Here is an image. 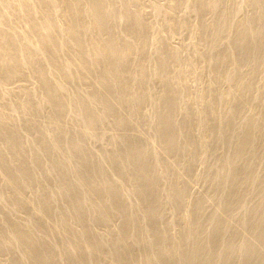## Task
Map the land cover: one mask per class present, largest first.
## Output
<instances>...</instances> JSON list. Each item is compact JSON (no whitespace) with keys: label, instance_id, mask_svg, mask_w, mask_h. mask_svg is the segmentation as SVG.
<instances>
[{"label":"bare ground","instance_id":"obj_1","mask_svg":"<svg viewBox=\"0 0 264 264\" xmlns=\"http://www.w3.org/2000/svg\"><path fill=\"white\" fill-rule=\"evenodd\" d=\"M45 1L46 3H43L44 0H24L22 3L23 12L26 11L24 12L25 15L29 10V15H26L29 18L26 20L29 21L30 25L27 26L31 27L32 32L30 33L33 35L31 34V37L22 39L21 44H19V39L22 37L20 31L13 32L12 28L11 33L4 32L6 30H4L3 26L8 23V19H3L0 24V95L4 93V98H6L5 95L7 93L2 91L3 85L11 83L17 76L22 75L23 68H26L25 72L27 68L30 69L32 67L39 70L36 69L37 73H35L39 79L37 81L41 83L38 88L42 86L41 89L43 91V99L41 98L40 102L38 99L36 100L39 102L38 104L34 100V98L38 97H34L38 93L36 89V93L34 92L35 90L32 92L31 90L22 92L25 100L18 106L20 108H17V103L16 106L15 103L11 106L10 102H8L10 98L7 99L8 101L5 100L9 103L10 110L8 112L10 111V113H7L5 110L6 108L8 109L4 105L5 103L0 106V179L3 181L7 179L4 183H1L0 180V191L14 189L17 190L15 191L17 193L21 189L20 187L23 185L27 186L26 184L29 183L30 179L39 175V173L51 171V169L63 163L74 161V158L83 156V154L90 150L86 147L87 138L89 137L88 140L91 137H94L96 140H105V137H107L106 133H108L106 132L107 128L112 125H116L117 128L115 127V129L118 131L111 134L112 139L109 138L110 135L107 137L111 141L116 138L124 139L129 135L141 132L145 129L144 127L134 126L135 120L140 116L139 108L141 103L144 105V99L146 97L149 98L150 95H152L151 97L158 96L154 95V93L149 94L153 90L148 85L149 82L147 83L144 80L146 79L144 73L148 69L147 66L138 65L136 70L130 68V65L125 61L124 55L121 56L116 48L112 54L103 50L105 47L100 44H96V48L93 51L89 50L85 37L86 29L77 26L74 30L65 32V29L60 28L52 17L54 0ZM118 1L121 2L120 7L116 6ZM130 2L128 0H93L89 5V10L92 15H95L96 23L98 24L97 32L105 33L109 31V26L115 22L118 24L122 23L124 26L130 25L129 17H132L131 6L133 5V2ZM34 6L37 7L34 8ZM49 13L50 18L48 17ZM257 21L256 27L252 30L249 29V25L254 21L247 24V30L244 32L245 39L243 41L246 44V48L241 51L239 45L237 52L241 51L239 57L243 63L254 64L257 70H263L264 64L261 61L263 60V50L259 44L264 37V15H260ZM137 23L138 21H136ZM117 25L115 24L114 26ZM124 26L122 28H125ZM131 29L134 31V23H132ZM222 31V29H219L217 35H220ZM147 36L148 31L142 33L135 31L129 38L118 37L113 32L112 41L118 45L125 41L129 48H131L138 40L143 41ZM34 38L38 40L36 41ZM15 40L19 41V46H16L17 44L12 42ZM33 40L36 41L34 43L35 48L40 52L44 51L47 46V49H52V51L49 50L50 53L39 54L40 56H49V61L52 65L54 64L52 70H58L57 72H59L58 74L61 77L57 75V78L59 76L60 79L62 78V81L58 79L59 82L56 80L54 83V81L50 80L51 77L49 75L55 76L56 72L53 74L52 71L43 67V69H40L37 66L40 57L31 58L32 55L30 53H33L35 49L33 48L34 45H31L34 42ZM11 42L16 47L13 44L12 46ZM68 47L72 52L66 49ZM36 49L35 51L38 52ZM64 49H66V52L69 50L72 57L69 52L68 54L66 52L63 53ZM102 50L106 52V55L100 59V62L109 63V65L104 73L94 75L97 74V68L95 67L99 65L96 63L99 62ZM35 51L34 54L39 56ZM59 53L66 54L67 57L70 55L69 59L71 60H66V57V61H63L65 63L62 64L63 62L59 61ZM28 55H31L30 58H28ZM35 55L33 56L35 57ZM228 55L229 52L227 51L226 56ZM225 59L226 57L224 56L222 59H214L213 61L223 62ZM9 60H12L13 63L11 64ZM157 64L158 67H165L164 60H158ZM29 69L28 71L31 70ZM75 69L78 73L83 69L81 71H84V76L82 74L80 77L77 71H75V74ZM147 71L146 74H148ZM153 73L152 75H154ZM74 74L79 77L74 76ZM119 75L120 77L116 78ZM149 75L151 76V73L146 76ZM82 76L87 79L94 76L93 79L91 78L92 83L87 82L91 83V86L96 87V90L92 87L93 94L86 98L83 93L80 95L76 94V98L73 97L75 95L73 93L75 91L73 90L70 99L73 97L76 100V103L74 102L75 100H71L76 104L74 105L68 101V96L71 93L67 94L70 91L67 92L62 83L65 80H73L75 77L78 80ZM85 78H82L83 81ZM164 79L167 80V77L165 76ZM143 83L146 86L142 87ZM138 87H140L142 92H138ZM250 88L251 86H249ZM75 90L78 91L77 89ZM78 92L80 93V91ZM65 93L67 94L66 97ZM2 95L0 99L3 98ZM39 95L41 94L39 93ZM170 98L171 94L162 90L156 99L155 97L152 100L149 98L147 100L149 103L147 101L145 103L150 104L152 101L151 104L153 106L150 105L154 108L156 107V109L160 105L165 106L167 114L162 117V126L163 124L166 125V123L169 124L176 118L173 113L174 103ZM67 102L76 106L72 109L76 114L75 116L71 114V116H74L75 119L72 118L77 121V125H74L76 121L72 120L74 123L70 124L71 121L67 120V114L70 118L69 114L73 113L69 112L72 111L69 110V105L71 104L68 103L67 106ZM95 105L101 106V109H98V106L96 108L98 110H96ZM124 108L130 109L132 113L130 110L128 111L130 112L129 114L120 112V110L124 111ZM47 109L51 110L52 113L51 117H48L50 119H46L48 125L51 120H60L53 121V124L57 123L53 127L52 125L48 127L44 126L47 123H44V116L50 112H44ZM66 111L68 112L67 114ZM41 112L46 113V115L41 116ZM229 112H231V116L234 115V112H238V115L230 118V120L246 118L241 115L240 111L235 109ZM40 113L41 115H39ZM13 116L16 119L22 116L23 120L19 121L15 119L13 121ZM39 116L44 119H42L44 127L38 120ZM11 118L12 121L10 122ZM24 118L30 121H32V118L35 121H39V123L32 122V125L35 127L29 125L28 120H25L27 121L26 123L23 122L26 124V129L29 132L37 134L38 139L24 136L23 132L19 129L17 121L22 122ZM80 119H84L87 124L85 123L84 128L80 130L81 133H78L79 128L77 129L76 126L82 122ZM108 120H111V125L109 123L106 124ZM246 120L249 119L247 118ZM68 121H70V125H73L72 127L68 124ZM101 123H105L108 126L101 127L104 130L103 132H99L101 128L99 129L98 126L102 125ZM81 124L83 125V123ZM242 124L244 125V123ZM242 124L240 125L242 126ZM65 128L71 130L65 132ZM124 128H128L130 133L128 134L127 132V135L120 134L119 131ZM239 130L229 131L225 129L223 132L226 133L227 137L222 134L220 135V141L225 144L223 146L230 149V152L226 151L225 160L212 170V184L215 181L217 182L214 186L217 189L218 195L217 197H208L200 202L199 209L204 208L207 204H212L213 210L198 230H186L183 237H177L176 240L170 243L168 242L169 232L167 225L155 227L154 234H151L144 227L146 220L154 218V221H157L164 213L166 205L163 206V185L160 183V180L165 181V179L161 176L158 179V172L156 171L155 164L152 162L154 145L159 144V146H163L165 144L166 146L175 141L178 138V131V133H173L170 136L163 135V133L160 137L156 135L157 137L155 138L157 139L151 143L132 144L133 146L131 145V147L127 145L126 149L109 156L107 154V157L105 156L104 159L99 161H96L95 158L96 156L99 157L100 153H97L98 155L96 156L95 153L93 155L95 156V162L92 161L93 156L91 155L92 163L90 162L89 165H85V167L79 168L68 175L66 173L64 175L63 173V177L61 176V178L56 177L58 180L54 182L55 186L51 185L52 187H50V183L45 185L44 181V185L41 186V182L39 185L41 188L38 187L39 189L31 192L35 197L31 195L24 197L21 195V192H18V194L21 193L19 195L21 198L19 199L18 194H15L11 190V193L13 192L14 195L18 196L14 200H9L14 202H9L10 204L13 203V205L11 204L13 209H9L8 207L7 210V206L3 204L4 202L0 201L3 205H0V252L5 251L12 255L9 264H56V262H63L64 264H100L106 257L104 255V250L106 249H108V256L111 258V264H264V210L262 211L263 215L259 218L254 216L246 218L241 213L244 209L240 208L249 200L247 189L250 183L254 182L255 175L252 168L254 165L253 159L247 165H240L239 163L251 153L255 138L246 134L244 130ZM52 134L53 138H50ZM47 137L53 140L49 144L45 143L46 139L49 140ZM120 146L118 148H115V146L114 148L119 150ZM172 148H176V144ZM115 149L114 151H116ZM45 154L47 157L49 155V157L47 158ZM180 154L181 151L177 150L175 155L178 156ZM86 156L83 159L87 161ZM80 158L82 159V157ZM79 161L78 159V164ZM74 162L71 163V167L72 164L74 167ZM84 163L86 162L84 161ZM84 163L82 161V165ZM174 166L175 163L169 164L170 168ZM62 168L64 169L63 166H60L59 170H62ZM56 169L58 170V168ZM65 171L67 170L65 169ZM58 174L56 175L58 176ZM113 174L118 176L112 178ZM41 175L39 176L40 179ZM49 176L48 178L51 181L55 177V175L53 178H51L53 175ZM122 179L127 180L129 187L119 190ZM33 181L36 182L35 180ZM38 182L35 183L36 186ZM30 183L32 184L33 182L30 181ZM28 187L30 189V186ZM256 188L260 194L263 193L264 181L262 180V184ZM132 189L135 190V194L132 195L133 198L129 197L131 192H133ZM172 193L174 199L173 201L171 200L169 206L177 209L186 193L180 192L177 188L171 189L170 195ZM3 198L0 200H3ZM247 205L245 206L247 207ZM28 207L32 208V211L28 212L30 216L27 215L24 220L19 221V212L23 209L27 211ZM112 216H117L121 222L120 234H98L95 231V225L107 223ZM149 234L155 236L156 239H146ZM194 234L196 237L192 240L190 237ZM196 238H200L199 241H195ZM106 245L109 247H105Z\"/></svg>","mask_w":264,"mask_h":264},{"label":"rangeland","instance_id":"obj_2","mask_svg":"<svg viewBox=\"0 0 264 264\" xmlns=\"http://www.w3.org/2000/svg\"><path fill=\"white\" fill-rule=\"evenodd\" d=\"M92 1L93 0H54L55 3L52 7V17L60 28L65 29V32L74 30L77 26L84 27L86 29L85 37L89 50L93 51L96 48V44H100L105 47L103 50H106L110 54H112L113 50L116 48L121 56L124 55L125 61L130 65V68L136 70V67L138 65L147 66L148 69L154 72L153 73L150 70L147 71L148 69H146L148 74L151 73V76L149 75L150 77L146 76L148 75L146 74V71L144 73V76L147 80L148 78L151 79H149L150 81L144 79L145 82H149L148 85H150L152 88L151 90H153V92H149V94L154 93V95L156 94L159 96V93L162 90L163 92L167 91L168 93H170V99L174 103L173 113L176 118L169 124L166 123V125L168 124L169 126H166L165 124H163L162 126V117L167 114V110L164 105H160L157 109L156 107H152L153 105L151 104V100L154 99V97L156 99L158 96L151 97L152 95H150V104L152 106L148 104L149 101L147 100H149V98L146 97L147 99L145 98L143 102L146 103L147 101L148 105L145 103L143 105L141 103V106L139 108L140 116L135 120L134 123L135 127L141 126L145 128L144 130L138 133H134L136 136L132 134L124 139L116 138L111 141L108 140L109 138H111V134L118 131L117 129H115L116 125H112L113 127H108L107 125H105L106 122L104 124L101 123L102 125L98 126L99 129L102 126L108 127L106 131L108 133L106 134L107 137L109 135L110 137H105V140H96L94 137H91L92 139L90 138V140H88V137V141L86 140V142L89 143H86V147H88V149L90 150H88L85 154L88 156H93L96 153V156L100 153L98 156L100 157L101 155V159L97 156L96 158L95 156H93L92 161L95 162V160L99 161L104 159L105 156L107 157V154L109 156L118 153L123 149H126L127 145L131 147L132 144L141 145V143H151L155 139H157L155 137H160L162 133L163 135L166 134V136H170L171 134L176 132L178 133L179 131L178 138L175 139V141L167 144L166 146L165 144H163V146H159V144L154 145L152 162L155 164L156 171L158 172V179L160 176L165 179V181L160 180V183L163 185V206L165 204L166 205L164 207V213L157 221H154V218H152L146 220L144 223L145 229L151 232V234H154L155 227H164L167 225L169 232L168 242L172 243V241L176 240L177 237H183L186 230H198L199 227L205 223L213 210L212 204H207L204 206V208L201 209H199L198 206L202 200H205L208 197H217L218 195L217 189L214 186V184L216 185L217 182L215 181V183L213 182L214 184H212V170L215 167H218L225 160L226 151L230 152V149L223 146L225 144L220 141V135L222 134L226 136V133L223 132L225 129L229 131H238L239 129L244 130L246 134L253 136L255 140L251 153L247 155L246 158L239 164L247 165L253 159L254 165L252 168L255 175V180L253 183H250L247 189L249 195V200L245 203V205L248 204L247 207L243 205L240 208L244 209L243 211H241V213H243L246 218H248L249 216L258 218L261 217L263 215L262 211L264 210V192L260 194L256 187L262 184V180L264 181V67L263 70L259 69V71L254 64L243 63L239 55L240 52L246 48V44L243 41L245 39L244 32L247 30V24L251 21H254L249 25V29H254L258 22L257 18L260 15H264V0H128L131 1L130 3L133 2V5L131 6L132 17H129V23L131 24L124 26V24L121 23L122 26H120L121 24L115 22L113 25L109 26V31H106L105 33L97 32L98 24L96 23L95 15H92L91 11L89 10V5ZM23 2L24 0H0V24L2 23L3 19L9 20L8 23L4 24L3 26V28H5L4 30H6L4 32L11 33L12 31H20L21 36L23 37H20V42L16 41L17 39L15 41H12L13 43L15 42L17 44L16 46H19V44L22 43V39H24L25 37L29 38L32 34L30 33L32 32L31 27H28L30 25L28 23L29 21H27L29 18H27V16L29 15V10L27 11L26 16L24 13L26 11L23 12L22 9ZM43 3H46V1L44 0ZM116 6L120 7L121 2L118 1L116 3ZM36 7L34 6V8ZM48 17L50 18V13ZM136 21H138L137 24ZM132 23L135 24L134 31L131 29ZM115 24H118L117 26L119 28L117 26H114ZM123 26L125 28H122ZM219 29H222L223 31L220 35H217V31ZM135 31H138L140 33L148 31V36L144 38L143 41L138 40L131 48H129L125 41H123V43L120 45L114 44L112 41L113 32H115L118 37L122 36L121 38H129L133 33H135ZM34 39L36 40V38ZM35 40H33L34 42L31 45H34V43L38 39L36 41ZM12 42L10 43L11 45L13 44ZM239 45L241 51L237 52ZM16 46L14 45V47ZM259 46L263 50V60L261 61L264 64V37ZM49 47L52 48V46L50 45ZM33 48H35V45L33 46ZM47 48L48 46L42 52L35 48L38 52H36L34 49L33 53H30L32 55L31 58L33 59L36 57H40V59H38V64L40 65L37 64L40 69L44 68L52 71L53 74L55 72L57 73H55V76H53L52 74V76L49 75V77H51L50 80L54 81V83L58 79L62 81V78H59L60 74H58V70H52L54 64L52 65V63L49 61V56H40V54L50 53V51H52V49ZM66 49H69V47ZM66 49L63 50V53L66 52ZM69 50H67L66 54H68ZM103 50L99 56V62L96 63L99 64L98 67H95L97 68V74L94 75H101L102 72H105V69L109 65V63L100 62V59L106 55V52ZM34 51L38 54L40 53L39 56H36L37 54L35 55ZM227 51L229 52L228 56H226ZM70 52L72 51L70 50ZM66 54L59 55L60 62H63L65 60V58L67 57ZM31 55H28V58H30ZM33 55H35V57ZM70 55L72 57V54ZM69 56L66 58V60H71L69 59ZM224 56L226 57V59L223 62L213 61L214 59H222ZM158 60H164V68L157 66ZM9 62L11 64L13 63L12 60H9ZM64 63L65 62H63L62 64ZM33 68L34 67L30 68L31 70L27 68V71L25 72L24 70H26V68H23L22 75L17 76L16 79H14L11 83L3 85L2 91L7 93L6 95L8 96L5 95L6 98H4V93L3 95L1 94L3 96V98H1L2 101L3 99L5 101L10 98L9 101L7 100L8 102H10V105L12 106L15 103L16 106L17 103V108H20L18 106H20L25 100L22 92L29 90H31L32 92L33 90H35L34 92L36 93V89L38 91V93L36 94L38 95L33 92L35 94L34 97L38 96L37 98H34L35 102H37V99L38 101H41V98L43 99V91L41 89L42 86L41 88H38L41 85V83H39L40 81H37L39 80L36 75V69L38 70V68H34V72ZM28 69L30 71H28ZM77 70L79 69L77 68ZM77 70L75 69L74 73ZM81 70L79 71V73L77 71V73L80 74V77L84 73V71L82 72ZM152 73L154 75H152ZM75 74L74 76H76ZM57 75H59L58 78ZM83 76L82 78H85ZM165 76L167 77V80L164 79ZM76 77L73 78V80H65L62 83L64 89L67 92L70 91L67 94L69 95L74 90L75 92L73 93L75 95L73 97L75 98L76 94L80 95L81 93L85 95V98L87 96H91L94 92L92 88L94 86H91L90 84L92 83L91 80L94 78V76H91L92 79L85 78L84 81L82 78H77L78 80H76ZM118 77H120V75L116 78ZM59 80L57 82H59ZM144 84L145 83L142 84V87L146 86V84ZM249 86H251L250 89ZM4 88H6L7 90H4ZM95 88L96 87H94V90H96ZM75 89L80 91V93ZM138 92H142L140 87H138ZM39 93L41 95H39ZM73 93L68 96L69 100L68 98H66L70 102H72L71 100L73 99V97L70 99V96H72ZM67 94L65 95V97L67 96ZM74 100L75 99H73V101ZM2 101L0 102V106L1 104L3 105V103H5L4 105L8 107V109L5 107V110L7 111V113H10V111L8 112V110H10V106L8 105L9 103H7L6 101ZM39 102H37L36 104H38ZM70 102H67V106ZM74 102L76 103V100ZM74 102L72 103L74 104ZM72 103L70 104L72 105ZM71 105H69V110H72L73 107H76L74 106L76 104L72 106ZM98 106H96L95 109L98 108ZM98 109H101V106H99ZM233 109L240 111L241 115L246 118L230 120V118L238 115V112H234L233 116L230 115L231 112L229 111ZM129 110L130 109L124 110L127 112L120 110V112H122L123 114H129ZM46 111H50L48 112L49 114L47 113L46 115V113L44 114L42 112V115L41 113L39 114L41 116H47H44L45 120L43 119V117L40 118L41 116H39L38 120L40 121L42 126L43 120L44 123H46V119H48V117L52 114L51 110H44V112ZM69 112L73 113L69 114L71 118L70 119L67 114L68 112L66 111L67 120L69 119L71 121H68V124L69 122L70 124H73L74 121H76L74 120L76 112L74 110ZM71 114H74V116H71ZM14 117L15 116L12 117L13 121L16 119ZM12 118L10 122L12 121ZM19 118L20 116L16 120H23L22 116L20 119ZM247 118L249 120H246ZM25 120H28L29 125L33 127L35 126L32 124L34 122L39 123V121H35L33 118L31 119L32 121L27 118H24V121L22 122L17 121L19 123V129L23 132L24 136L28 138L33 137L38 139L36 133L29 132L26 129V124L23 123L27 122ZM53 121L56 122L60 120H51V122H49L52 124L49 123L48 125L47 122L46 124H44V126H55L57 123L53 124ZM81 121L83 125L81 123H78L81 129L80 127H78L79 125L76 126L77 129L79 128L78 133H81L80 130L84 128L83 126H85V123L87 124L84 119ZM176 121H178L177 125ZM235 122L236 124L234 125ZM108 123H112L111 120H108L106 124ZM242 123H244V125ZM240 124H242V126ZM74 125H77V121ZM70 126L72 127L73 125ZM66 128L65 132L71 130ZM103 131V128H101L99 132ZM119 132L122 135H127V132L128 134L130 133L128 128H124ZM47 138L49 140L46 139L45 143H51L53 140H50V138H53V134L52 137L50 135V138ZM137 141L139 144L137 143ZM120 144L121 146H123L121 147ZM175 144L176 148H172ZM119 146V150L115 149ZM114 149L116 151H114ZM177 150L181 151V154L178 156L175 155ZM85 154H83V156H79L78 158H74L75 162L71 161L60 165L61 167H64V169H60L61 172L59 170L60 166H58L54 169H51V171L49 170L48 172H41L43 178L40 173L39 175H36L37 177L34 176L32 179H30V181H32V184H34L35 186L32 185L29 181V183L26 184L27 186L23 185L24 188L27 187L26 189H24L23 186L20 187L22 190L18 188V192H21L22 194H18V192L16 193L15 191L17 190H11H13L15 194H18V196L21 194L24 197H27L28 195L35 197V195H33L31 192L39 189L38 187H40L39 185L41 184V182V186L44 185L43 181L45 185H48L50 183V187L55 186L54 182L58 180L57 178H61V176L63 177V173L64 175H68L79 168L85 167V165H89L90 162L92 163V156H89L88 158V156H86ZM84 156L87 157V161L89 160L88 162L83 159L85 158ZM80 157H82V159ZM78 159L80 160V165L78 164ZM82 161L83 163L84 161L86 163L82 165ZM73 162L74 167L73 164L71 167V163ZM173 163H175V166L170 168L169 164ZM67 165H69L70 167ZM75 165L79 166L76 167ZM56 168H58V170ZM65 169L69 172L65 171ZM53 172L56 174H58V172L60 173L57 176ZM40 175L42 180L39 177ZM48 176H52L51 178L54 177L52 181L50 178H48ZM117 176L116 174H113L112 178ZM45 179L47 180L46 182ZM0 180L1 183L7 181V179H5V181H3L2 179ZM33 180H35L36 182H34ZM37 182L38 184L36 186L35 183ZM28 186H30V189ZM126 187H129L127 185V180L122 179V181H120L119 190H123ZM175 188H177L180 192L186 193L185 197H183L181 200L180 206L177 209L171 208L169 206L171 200L173 201L174 199L173 193L170 195V191L171 189ZM11 190L4 189L3 191H0V193H2V197L0 196V199L5 196V199L3 198V200L0 201L2 203L4 202L3 204L4 206H7V210L8 207L9 209H13V206H11V204L13 205L14 202L12 200L18 197L17 195H14L13 192L12 194ZM132 191L133 192H131L129 197H132V195L135 194V190L132 189ZM20 198L21 196H19V199ZM10 199H12L11 201L13 202L11 204L9 203L11 202L9 201ZM0 205L2 204L0 203ZM29 211H32L31 207H28L27 211H25V209L21 210L18 215L20 219L19 221L24 220L27 215L30 214L28 213ZM95 226V231L98 234L114 233L119 235L121 232V222L117 216H112L111 219L105 224H96ZM151 234H149L146 239H156V237ZM6 235L8 234L6 233ZM195 237L196 235L194 234L190 238L193 240ZM199 239L200 238H196L195 241H199ZM105 247L109 246L106 245ZM108 254V249L104 250V255L106 257L100 264H111V258L108 256ZM11 256L12 255L10 253L1 251L0 264H9ZM56 264L64 263L56 262Z\"/></svg>","mask_w":264,"mask_h":264}]
</instances>
